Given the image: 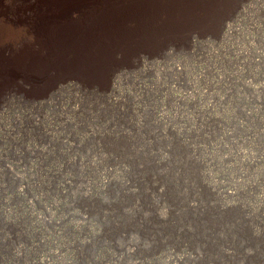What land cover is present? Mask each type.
I'll return each instance as SVG.
<instances>
[{
  "label": "rangeland",
  "instance_id": "obj_1",
  "mask_svg": "<svg viewBox=\"0 0 264 264\" xmlns=\"http://www.w3.org/2000/svg\"><path fill=\"white\" fill-rule=\"evenodd\" d=\"M32 1L0 0V264H264V0H89L53 42L70 0Z\"/></svg>",
  "mask_w": 264,
  "mask_h": 264
},
{
  "label": "bare ground",
  "instance_id": "obj_2",
  "mask_svg": "<svg viewBox=\"0 0 264 264\" xmlns=\"http://www.w3.org/2000/svg\"><path fill=\"white\" fill-rule=\"evenodd\" d=\"M10 1V0H9ZM23 1H28V0H20V2H23ZM32 1V0H31ZM37 1H39V0H37ZM43 1V0H42ZM53 1V0H52ZM52 1L50 2V3H52ZM58 1V0H57ZM204 1V0H203ZM33 2V1H32ZM31 2V3H32ZM46 2V1H45ZM95 2V1H94ZM98 2L99 1H96L95 3L96 4H98ZM104 2V1H103ZM114 2V1H113ZM169 2V1H168ZM189 2V1H188ZM29 3V2H28ZM44 3V2H43ZM57 3V2H56ZM68 3V2H67ZM85 3H87V4H85ZM93 2L92 1H90L89 2V0H70V2H69V7H64L65 8V10H63L64 12L62 13V14H60L59 16H58V14L60 13V12H62V11H60L59 13H57V12H55V13H57V16H52L53 14L51 13V14H46L45 12H44V14L40 17V16H38L37 14H38V12H37V14H35V13H33V14H35L38 18H39V21H38V23L36 22V27L34 28V30H35V32H36V36L37 35H39L40 37H42V38H46V39H49L48 41H55V38H57V36H59V34L57 35V31L58 30H62V29H64L63 28V26H67V25H70L71 27H79V25L82 27V26H84V27H86V29H88V28H90V27H92L91 26V22H90V19H91V17L93 16V15H95V12H97L98 11V7H99V5H97V6H94V4H92ZM118 3V2H117ZM175 3V2H174ZM196 3V2H195ZM1 4V3H0ZM40 4H41V2H40ZM45 4V3H44ZM48 4H49V2H48ZM55 4V3H54ZM2 5V4H1ZM42 5V4H41ZM62 5V4H61ZM66 5V4H65ZM85 5V6H84ZM15 6V5H14ZM27 6V5H26ZM38 6H40L39 5V3H38ZM104 6V5H103ZM179 6V5H178ZM6 7V6H5ZM4 7V8H5ZM23 7V6H22ZM42 7V6H41ZM3 8V7H2ZM11 8V7H10ZM38 8V7H37ZM44 8V7H43ZM51 8H52V6H51ZM87 8V9H86ZM107 8V7H106ZM7 9V8H6ZM9 9V8H8ZM28 9V8H27ZM34 9H36V8H34ZM45 9V8H44ZM49 9V8H48ZM55 9V8H54ZM61 9V8H60ZM95 9H97V11H95ZM108 9V8H107ZM106 9V10H107ZM112 9V8H111ZM11 10V9H10ZM13 10V9H12ZM15 10V9H14ZM29 10V9H28ZM27 10V11H28ZM36 10H38V9H36ZM53 10V9H52ZM51 10V11H52ZM56 10V9H55ZM62 10V9H61ZM71 10H73L75 13H78L79 14V16H78V20L77 21H75L74 23H72L73 21V18H72V20H70V21H72V22H70V21H68V19L69 18H71V17H69L68 19H66V15H68V14H64V13H69ZM106 10H104V11H106ZM202 10V9H201ZM4 11H6V10H4ZM86 11H88V12H90V16L88 15L87 16V12ZM100 12V11H99ZM107 12V11H106ZM9 13V12H8ZM11 13V12H10ZM71 13V12H70ZM165 13V12H164ZM201 13V12H200ZM2 14H4L3 12H2ZM11 14H13V13H11ZM15 14V13H14ZM26 14V12H25V10L24 9H21V8H19V9H17V11H16V15H17V17H18V15H22V16H26L25 15ZM31 14V13H30ZM73 14V13H72ZM97 14V13H96ZM99 14H101V13H99ZM15 15V16H16ZM75 15V14H74ZM105 15V14H104ZM14 16V15H13ZM31 16V15H30ZM72 16V15H71ZM85 16H87V17H89V18H87L86 20H84L85 18ZM97 16H98V14H97ZM96 16V17H97ZM103 16V15H102ZM3 17V16H2ZM7 17V16H6ZM9 17V16H8ZM7 17V18H8ZM16 17V18H17ZM32 17V16H31ZM95 17V16H94ZM94 17L92 18V19H94ZM101 17V16H100ZM172 17V16H171ZM1 18V17H0ZM14 18V17H13ZM12 18V19H13ZM30 18V17H29ZM37 18V19H38ZM84 18V19H83ZM104 18H107V17H105L104 16ZM3 19V18H2ZM22 19V18H21ZM26 19V18H25ZM32 19V18H31ZM36 19V18H35ZM83 19V21H81ZM96 19V18H95ZM27 20H28V17H27ZM97 20H101V19H98L97 18ZM96 20V21H97ZM107 20V19H106ZM174 20V19H173ZM1 21V20H0ZM3 21V20H2ZM1 21V22H2ZM10 21V20H9ZM19 21H21V20H19ZM24 21H26V20H24ZM29 21V20H28ZM37 21V20H36ZM93 21V20H92ZM147 21V20H146ZM152 21V20H151ZM18 22V21H17ZM22 22V21H21ZM20 22V23H21ZM31 22H32V20H31ZM7 23H8V21H7ZM12 23V22H11ZM10 23V24H11ZM33 23V22H32ZM31 23V24H32ZM35 23V22H34ZM104 23V22H103ZM102 22L100 23V24H103ZM223 23V22H222ZM16 24V23H15ZM25 24V23H24ZM99 24V23H98ZM172 24V23H171ZM12 25V24H11ZM14 25V24H13ZM2 25H0V27H1ZM16 26V25H15ZM22 26V25H21ZM25 26V25H24ZM8 27H9V25H8ZM12 27V26H11ZM23 27V26H22ZM78 27L77 28H75V29H78ZM170 27V26H169ZM226 28H228V30L226 31V32H224V34L225 33H229V31L232 29V27H230V25L229 24H227V26H225ZM5 28H6V25H5ZM32 28V27H31ZM80 28V27H79ZM93 28V27H92ZM99 28V27H98ZM101 28V27H100ZM99 28V29H100ZM235 28V27H234ZM233 28V29H234ZM2 29V28H1ZM9 29H11V28H9ZM26 29V28H25ZM30 29V28H29ZM74 29V28H73ZM74 29V30H75ZM82 29H84V28H82ZM102 29H104V28H102ZM106 29V28H105ZM217 29V28H216ZM223 29V28H222ZM3 30H4V27H3ZM16 30V29H15ZM19 29H17V31H18ZM21 30V29H20ZM33 30V29H32ZM97 30V29H96ZM96 30H95V32H96ZM101 30V29H100ZM183 30V29H182ZM187 30V29H186ZM23 31H25V30H23ZM27 31V30H26ZM31 31V30H30ZM64 31H66V30H64ZM79 31H80V29H79ZM83 31V30H82ZM106 31V30H105ZM141 31V30H140ZM139 31V32H140ZM6 32H7V30H6ZM5 32V33H6ZM11 32H14V31H11ZM33 32V31H32ZM68 32V31H67ZM76 31H74V33H75ZM85 33H86V31H84ZM92 32V31H91ZM98 32V31H97ZM96 32V33H97ZM107 32V31H106ZM8 33V32H7ZM19 33H21V32H19ZM28 33H30V32H28ZM74 33H73V35H74ZM95 33V34H96ZM99 33V32H98ZM102 33V32H101ZM11 34V33H10ZM13 34V33H12ZM17 34V33H16ZM42 34H44V35H42ZM92 34V33H91ZM104 34H105V32H104ZM3 35V34H2ZM1 35V36H2ZM22 35H24V34H22ZM31 35V37L33 36V34H30ZM63 35V34H62ZM64 35H66V33L64 34ZM90 35V34H89ZM94 35V34H93ZM98 35V34H97ZM102 35V34H101ZM178 35H180V34H178ZM14 36H16V35H14ZM17 36H19L20 37V35H17ZM35 36V37H36ZM78 36V35H77ZM103 36V35H102ZM141 36V35H140ZM202 36V35H201ZM204 36V35H203ZM4 37V36H3ZM13 37V36H12ZM22 37V36H21ZM27 37H29L30 38V36H27ZM60 37V36H59ZM58 37V38H59ZM68 37V36H67ZM80 37H82V35L80 36ZM84 37H86V34H84ZM88 37V36H87ZM100 37V36H99ZM110 37V36H109ZM16 38V37H15ZM25 38V37H24ZM93 38V37H92ZM182 38V37H181ZM6 39V38H5ZM18 39V38H17ZM16 39V40H17ZM31 39V38H30ZM34 39V38H33ZM32 39V41H34ZM39 39V38H38ZM65 39V38H64ZM69 39V38H68ZM76 37L75 36H73L72 37V40H75V41H72L71 39V41H72V43H73V46H74V48H69V47H66L65 46V44L64 45H59V43H57V44H55V42L54 43H52V45H50V47L52 48V49H56L54 52H57V54H58V52L60 53V54H62V56H64L63 58L64 59H67V57L65 58V55L66 54H70L71 56H72V58H71V56H70V60H69V62L70 61H72L75 57H76V55H77V52L81 55V50H82V48H78V45H77V43H76ZM90 39V38H89ZM96 39V38H95ZM180 39V38H179ZM1 40V39H0ZM3 40V39H2ZM7 40V39H6ZM9 40V39H8ZM36 40H37V38H36ZM40 40V39H39ZM38 40V41H39ZM57 40V39H56ZM67 40V39H66ZM81 40V39H80ZM85 40V39H84ZM21 41V40H20ZM28 41V40H27ZM31 41V40H30ZM46 41V40H45ZM52 41V42H53ZM63 41V40H62ZM61 41V42H62ZM86 41V40H85ZM181 41V40H180ZM5 42H7V41H5ZM17 42V41H16ZM19 42V41H18ZM23 42H24V40H23ZM42 42H44V41H42ZM47 42V41H46ZM102 42V41H101ZM162 42V41H161ZM8 43H9V41H8ZM8 43H6V44H8ZM13 43V42H12ZM11 43V44H12ZM32 43V42H31ZM35 43V42H34ZM38 43V42H37ZM40 43V42H39ZM63 43H65V42H63ZM69 43V42H68ZM71 43V42H70ZM23 44V43H22ZM42 44V43H41ZM44 44V43H43ZM2 45V44H1ZM21 45V44H20ZM44 45H46V43L44 44ZM43 45V46H44ZM48 45V44H47ZM4 46V45H3ZM25 46H27V45H25ZM31 46V47H30ZM29 47L30 48H32V45H30ZM42 46V48L44 49L45 47H43ZM6 47V46H5ZM48 47V46H47ZM81 47V46H80ZM10 48V47H9ZM41 48V46L39 47V49ZM104 49H102V47H101V49L102 50H100V51H98V50H95L94 52H92L93 54H92V59H85L84 57H80V55H77V58L72 62V67L73 68H75V69H77V71L79 72V75L78 76H80V69H84V74H82L83 76H88L89 77V79L87 80V81H89L90 80V78H91V81H93V79L92 78H95L96 76H97V73H98V71L99 70H103V68L105 67V66H109V65H106L107 63L108 64H110L109 62H108V60H109V57H110V53H108L105 49H107V46H105V47H103ZM136 48V47H135ZM135 48H133L134 50H135ZM1 49H2V47H1ZM26 49V48H25ZM34 49H36V48H34ZM85 49V48H84ZM3 50V49H2ZM1 50V51H2ZM32 50V49H31ZM38 50V49H37ZM91 51H92V49H90ZM110 50V49H109ZM130 50V49H129ZM143 50V49H142ZM14 51V50H13ZM23 51V50H22ZM27 51V50H26ZM25 51V52H26ZM32 51H34V50H32ZM39 51V50H38ZM91 51H88L89 52V55H90V53H91ZM119 51V50H118ZM130 51H132V50H130ZM16 52V51H15ZM19 52V51H18ZM17 52V53H18ZM29 52V51H28ZM31 52V51H30ZM35 52V51H34ZM44 52H46V51H44ZM49 52V51H48ZM54 52L52 53V54H54ZM86 52V51H85ZM87 52V53H88ZM116 52V51H115ZM19 53H21V52H19ZM27 53V52H26ZM40 53V52H39ZM114 53V52H113ZM31 54V53H30ZM41 54V53H40ZM44 54V53H43ZM59 54V55H60ZM25 55H27V54H25ZM29 55V54H28ZM28 55H27V57H28ZM36 55H37V53H36ZM35 55V56H36ZM49 56H50V53L48 54ZM31 57H32V54L30 55ZM29 56V57H30ZM44 56V55H43ZM53 56V55H52ZM52 56L50 57V58H52ZM54 56H55V54H54ZM58 56V55H57ZM15 57H17V56H15ZM21 57V56H20ZM28 57V58H29ZM34 57V56H33ZM46 57H48V56H46ZM80 57V58H79ZM89 57V56H88ZM5 59H8V58H6V57H4ZM19 58V57H18ZM40 58V57H39ZM39 58H37L36 57V61L39 59ZM42 58V57H41ZM68 58H69V56H68ZM79 58V59H78ZM2 59V58H1ZM4 59V60H5ZM21 59V58H20ZM22 59H24V57L22 58ZM49 59V58H48ZM53 59V58H52ZM51 59V62H49V64L51 63L52 64V66L54 65V63H53V61L55 60H52ZM12 60V59H11ZM17 60H19V59H16V61ZM29 60V59H28ZM27 60V61H28ZM44 60H46V59H44ZM1 61V60H0ZM7 62H8V60H6ZM22 61H24V60H22ZM40 61V60H39ZM38 61V62H39ZM4 62V61H3ZM2 62V63H3ZM10 62V61H9ZM8 62V63H9ZM13 62V61H12ZM11 62V63H12ZM29 62V61H28ZM46 62V61H45ZM48 62V61H47ZM62 62V61H61ZM11 63H9V65L11 64ZM16 63V62H15ZM20 63V62H19ZM19 63H18V65H19ZM33 63V62H32ZM36 63V62H35ZM42 63V62H41ZM55 63H57L58 65H62V64H60V58H59V56H58V59H57V61H55ZM65 63V62H64ZM21 64V63H20ZM43 64H45L44 62H43ZM56 64V65H57ZM66 64V63H65ZM68 64V63H67ZM70 64V63H69ZM113 64V63H112ZM245 64V63H244ZM2 65V64H1ZM17 65V66H18ZM23 65V64H22ZM26 65H28L29 66V64H26ZM40 65V64H39ZM57 65V66H58ZM3 66V65H2ZM5 66H7V65H5ZM41 66V65H40ZM55 66V65H54ZM36 67V66H35ZM39 67V66H38ZM44 67V65L42 66V68ZM47 67V66H46ZM66 67V66H65ZM70 67V66H69ZM115 67V66H114ZM11 68V67H10ZM32 68V67H31ZM67 68V67H66ZM71 68V67H70ZM72 68V69H73ZM12 69H13V67H12ZM15 69H16V66H15ZM21 69V68H20ZM22 69H24V68H22ZM36 69V68H35ZM45 69V68H44ZM56 69H57V67H56ZM111 69V68H110ZM7 70V69H6ZM8 70H9V68H8ZM27 70V69H26ZM32 70V69H31ZM40 70V69H39ZM57 70H59V69H57ZM66 70V69H65ZM14 71V70H13ZM18 71V70H17ZM38 71V70H37ZM36 71V72H37ZM67 71V70H66ZM72 71V70H71ZM74 71H76V70H74ZM114 71V70H113ZM3 72V71H2ZM7 71H5V73H6ZM21 72H22V70H21ZM20 72V73H21ZM28 72V71H27ZM49 72V71H48ZM62 72V71H61ZM70 72V71H69ZM29 73V72H28ZM41 73V72H40ZM106 73V72H105ZM7 74V76L5 75V77H7V81L10 83V85L12 84V82H13V80H14V75H15V73H13V72H11L10 70H9V72H7L6 73ZM35 74H38L39 75V73H35ZM34 74V75H35ZM44 74H46V72L44 73ZM43 74V75H44ZM48 74V73H47ZM70 74V73H69ZM78 74V73H77ZM104 74V73H103ZM0 75H2V74H0ZM33 75V74H32ZM51 75H53V74H50V76ZM18 76V75H17ZM19 76H20V74H19ZM22 76V75H21ZM20 76V77H21ZM42 75H40V77H41ZM77 76V75H76ZM115 76V75H114ZM1 77V76H0ZM3 77V76H2ZM1 77V78H2ZM26 77H28V76H26ZM30 77V76H29ZM43 77V76H42ZM46 77V76H45ZM53 77V76H52ZM81 77V76H80ZM99 77V75L96 77V80H97V78ZM54 78V77H53ZM201 78V77H200ZM26 79V78H25ZM103 79V78H102ZM6 80V79H5ZM21 80L22 81H24V79H23V77L21 78ZM31 80V79H30ZM33 80V79H32ZM51 80V79H50ZM50 80H49V82H50ZM79 80V79H78ZM86 80V79H85ZM40 81V80H39ZM63 81V80H62ZM102 81V80H101ZM106 81V80H105ZM107 81H109V80H107ZM5 82V81H4ZM57 82V81H56ZM67 82V81H66ZM82 82V81H81ZM94 82H95V80H94ZM3 83V82H2ZM6 83V82H5ZM8 83V84H9ZM15 84H16V81L14 82ZM32 83V82H31ZM30 83V84H31ZM41 83H42V81H41ZM45 83V82H44ZM90 83V82H89ZM102 83V82H101ZM108 83V82H107ZM0 84H1V81H0ZM43 84V83H42ZM63 84V83H62ZM193 84V83H192ZM3 85V84H2ZM18 85H19V83H18ZM33 85V84H32ZM69 85V84H68ZM98 85V84H97ZM4 86V85H3ZM57 86V85H56ZM55 86V87H56ZM63 86V85H62ZM12 87V86H11ZM22 87V86H21ZM51 87V86H50ZM170 87V86H169ZM210 88H211V86H210ZM213 88V87H212ZM5 89V88H4ZM3 89V90H4ZM42 89V88H41ZM40 89V90H41ZM72 89V88H71ZM197 89V88H196ZM53 90H54V88H53ZM257 90V89H256ZM5 91H6V89H5ZM4 91V92H5ZM196 91V90H195ZM3 92V91H2ZM3 92V93H4ZM11 92V91H10ZM13 92V91H12ZM22 92V91H21ZM8 93V92H7ZM6 93V94H7ZM42 93H43V91H42ZM50 94V93H49ZM196 94V93H195ZM5 95V94H4ZM43 95V94H42ZM59 95V94H58ZM192 95V94H191ZM186 96V95H185ZM5 97V96H4ZM4 97H2V98H4ZM11 97V96H10ZM181 97V96H180ZM1 98V97H0ZM44 98V97H43ZM5 99V98H4ZM182 99V98H181ZM23 100V99H22ZM116 100V99H115ZM180 100V99H179ZM1 101V100H0ZM191 101V100H190ZM115 102V101H114ZM40 103H42V102H40ZM8 104V103H7ZM211 106V105H210ZM3 108V107H2ZM31 116V115H30ZM33 116V115H32ZM209 125V124H208ZM218 126H219V124H218ZM206 138V137H205ZM229 139V138H228ZM232 140H234V139H232ZM232 142H234V141H232ZM204 147H205V145H204ZM196 148V147H195ZM197 148H200V145H198L197 146ZM197 148H196V150H197ZM206 148V147H205ZM222 148V147H221ZM223 148H226V147H223ZM254 158V157H253ZM248 160V159H247ZM254 161V160H253ZM258 162H260L259 160H258ZM253 163V162H252ZM256 164V163H255ZM259 164V163H258ZM7 165V164H6ZM205 165H206V163H205ZM251 165V164H250ZM13 167H11V169H12ZM4 170H6L5 168H4ZM8 170V169H7ZM6 170V171H7ZM5 174V173H4ZM8 174V173H7ZM13 174H14V172H13ZM9 175V174H8ZM17 175V174H16ZM18 178V177H17ZM108 180H110V179H108ZM20 181V180H19ZM139 182V181H138ZM137 183V182H136ZM21 184V183H20ZM25 185V184H24ZM18 186V185H17ZM158 187V186H157ZM24 188V187H23ZM136 191V190H135ZM134 192V191H133ZM160 192V191H159ZM16 196L17 195H19V194H21V190H20V186H19V189L16 187V192L14 193ZM12 197V196H11ZM36 199V198H35ZM19 252V251H18ZM55 254L58 256V253L57 252H54V254H52L53 256H55ZM20 255V254H19ZM37 263H40V264H44V263H46V260H44V259H38L37 261H36ZM50 263V262H49ZM51 264V263H50Z\"/></svg>",
  "mask_w": 264,
  "mask_h": 264
}]
</instances>
